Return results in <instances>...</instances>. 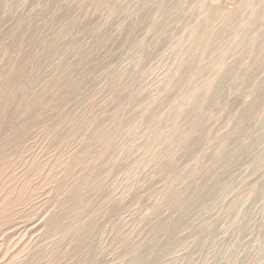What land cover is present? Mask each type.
Masks as SVG:
<instances>
[{
  "label": "rangeland",
  "instance_id": "1",
  "mask_svg": "<svg viewBox=\"0 0 264 264\" xmlns=\"http://www.w3.org/2000/svg\"><path fill=\"white\" fill-rule=\"evenodd\" d=\"M0 264H264V0H0Z\"/></svg>",
  "mask_w": 264,
  "mask_h": 264
}]
</instances>
